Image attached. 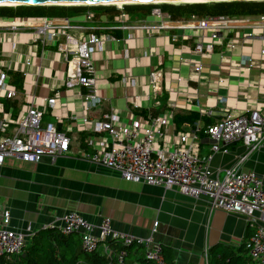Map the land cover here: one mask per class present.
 I'll return each mask as SVG.
<instances>
[{"label": "built area", "instance_id": "obj_1", "mask_svg": "<svg viewBox=\"0 0 264 264\" xmlns=\"http://www.w3.org/2000/svg\"><path fill=\"white\" fill-rule=\"evenodd\" d=\"M169 3V2H163ZM154 4V3H150ZM162 4V3H161ZM174 4V3H173ZM116 6L119 12L114 19L119 24L109 29L127 31L122 39L134 37L136 31L154 35L167 32L171 42L191 40L193 48H181L180 64L190 67L189 78L200 82L209 79L202 70L211 65L213 54L220 50V68L217 71V85L227 86L230 75L239 80L240 96L248 98V91L264 89V14L249 15H205L191 14L173 18L160 6L149 12L158 21L143 19L132 20L126 5L115 4H75L84 7L75 17H6L0 16V26L12 30L32 29L33 42L57 46L62 55L65 69L63 84L68 88L85 86L86 94H79L84 107L82 128L90 132L87 138L89 147L80 150L85 159L116 169L128 181L162 186L166 189L177 188L185 195L199 199L208 198V209H222L229 213L245 216L252 232L245 242V248L253 264H264V178L254 171H243L240 164L254 151L264 148V97L258 106L242 110L226 109L215 123L203 127L199 122L186 124L183 129L171 130L174 126L176 102L169 101L168 108L159 115L134 118L124 122L118 108L111 106L102 118H89V111L102 98L97 92L99 61L96 55L103 52L107 40L118 43L121 39L113 34L102 35L95 30L102 29L100 12L96 6ZM156 5V4H155ZM112 17V18H113ZM88 22H95L88 25ZM180 29L181 32H171ZM221 42L220 45H217ZM184 47V46H182ZM154 47L149 49L154 56ZM190 52L197 58H187L183 53ZM117 56L131 58L130 50H118ZM0 59V109L5 106L3 98H14L18 91L10 87L11 70L24 74L32 72L34 55L24 60ZM109 56L101 61L108 63ZM166 58L162 56L154 64L147 83L145 95L154 106L161 105L160 99L168 86ZM39 70L35 74L39 75ZM173 77L181 80L179 74ZM121 82L133 86L136 81L126 74ZM216 96L217 92L213 91ZM222 99V98H221ZM140 97L132 96L134 108L140 106ZM223 100V99H222ZM58 94L39 104L34 97L27 100L17 117L2 110L0 117V165L7 157L27 162H39L44 156L56 159L71 149L72 138L59 130L55 121L43 124L48 108L55 110ZM203 115L211 114V109H199ZM202 134L212 140L210 152L200 154ZM242 142L247 152L235 167L225 170L219 177L210 162L214 153L228 152L229 145ZM11 213L5 203L0 201V258H11L22 253L27 244L24 233L10 228ZM158 222L154 223L152 234L139 237L114 229L110 220L94 224L76 211L62 214L56 223L46 227L59 228L64 234L76 233L80 236L82 248L86 252L101 250L110 258L122 262L126 250L115 251L109 244L119 242L124 246H142L145 257L159 264H168L164 258L163 246L154 240L153 233ZM208 256V248L205 250ZM208 263V262H207Z\"/></svg>", "mask_w": 264, "mask_h": 264}, {"label": "crops", "instance_id": "obj_2", "mask_svg": "<svg viewBox=\"0 0 264 264\" xmlns=\"http://www.w3.org/2000/svg\"><path fill=\"white\" fill-rule=\"evenodd\" d=\"M113 15L116 13H101L103 28L95 30L105 36L113 34L121 40L118 43L107 40L104 51L96 55L99 61L97 92L102 100L90 109L89 118H102L111 106H115L121 120L128 122L130 115L134 118L159 115L168 108L169 101H174L178 106L173 131L196 122L205 127L218 121L226 109L253 108L263 99L264 89L250 90L248 98H242L238 81H231V77L238 78L236 75L229 76L227 86L217 85V71L213 70L210 73L202 70L209 79L191 80L190 67L180 64V50L192 49L191 40L172 43L167 32L149 36L142 30L136 31L134 37L122 40L127 31L109 29V26L119 24ZM130 17L132 20L158 21L149 13L130 12ZM78 19L82 20V17L78 16ZM170 31L181 32L180 29ZM146 40H149L148 46ZM151 47L155 49L154 56L149 53ZM123 48L130 50L131 58L117 56L116 52ZM13 54L16 62L34 55L32 72L10 71L9 85L18 94L11 99L3 98L5 106L0 109V117L2 110L17 117L26 101L33 97L37 103L45 104L48 98L58 94L56 108L47 109L43 124L55 121L58 129L72 138L70 151L56 159L44 156L39 162H27L7 157L0 165V201L10 210V228L24 233L27 243L36 232L56 223L65 212L76 211L96 225L109 219L114 229L139 237L150 236L157 221L153 238L163 246L164 253L169 254L171 263L209 264L212 257L236 252L245 256L246 264H253L244 247L252 232L245 216L222 209L209 212L205 196L195 199L177 188L166 189L125 180L116 169L85 159L80 154V150L89 147L87 138L90 132L82 128L84 107L79 94H86L89 88L78 85L68 88L63 84L65 64L56 45L33 42L32 29L15 31L0 26V59L11 58ZM106 56L110 60L102 64L101 60ZM162 56L166 58L164 67L167 68L170 90L165 89L160 97L161 105L154 106L144 93L149 74ZM183 56L197 58L190 52H184ZM37 70L40 71L38 76L35 74ZM176 73L181 80L173 77ZM126 74L135 79L133 86L121 82ZM221 89L226 90V95L220 94ZM213 91L217 92L216 96L212 95ZM132 96L140 97L139 107H133ZM203 108L211 109V114H201L199 109ZM177 114L181 115V124H177ZM194 114L195 121H192L189 116ZM201 136L200 154L204 156L210 152L212 140L205 134ZM228 148V152L214 153L210 162L221 178L225 170L235 167L247 152L240 141ZM240 169L254 171L264 178V148L251 153L240 164ZM141 256V250L133 249L132 259Z\"/></svg>", "mask_w": 264, "mask_h": 264}, {"label": "trees", "instance_id": "obj_3", "mask_svg": "<svg viewBox=\"0 0 264 264\" xmlns=\"http://www.w3.org/2000/svg\"><path fill=\"white\" fill-rule=\"evenodd\" d=\"M155 4L126 5L128 12L148 14ZM169 12L173 18L186 17L191 14L205 15H249L264 14V0H230L192 3H164L160 6ZM100 13L115 14L119 12L116 6H96ZM84 7L69 5H18L0 6V16L6 17H78ZM181 115H176L177 124L182 123ZM196 115L189 116L195 121ZM109 244L114 250H126L122 262L110 258L101 250L86 252L82 248L81 238L76 233L64 234L59 228L45 227L36 232L30 242L26 244L22 253L11 258H0V264H159L145 257L142 246H124L119 242L111 241ZM245 247V245H244ZM133 249L141 250V257L132 259ZM246 249V248H245ZM164 251V250H163ZM168 264L172 261L169 254L164 253ZM209 264H246L244 255L234 252L224 253L220 257H212Z\"/></svg>", "mask_w": 264, "mask_h": 264}, {"label": "rangeland", "instance_id": "obj_4", "mask_svg": "<svg viewBox=\"0 0 264 264\" xmlns=\"http://www.w3.org/2000/svg\"><path fill=\"white\" fill-rule=\"evenodd\" d=\"M154 4H156V6H161L162 4H164L163 2H159V3H155V2H153ZM162 3V4H161ZM180 3H192V2H181V1H179V2H175L174 4H180ZM127 4V3H126ZM133 5L134 4H140V3H138V2H135V3H132ZM147 4H150V3H147ZM116 5V4H115ZM13 6H18V5H13ZM70 6V5H69ZM71 6H75V4L74 5H71ZM98 12H101L99 9H96ZM72 16V19H74L75 18V16H74V14H72L71 15ZM156 19L157 20H159V18H157L156 17ZM88 25H94V24H96L95 22H88L87 23ZM221 44V42H218L217 43V45H220ZM145 45L146 46H148L149 45V40H146L145 41ZM220 59H221V53H220V50H217L214 54H213V56H212V59H211V65L210 66H206L204 69H203V72L204 73H210V71L211 70H213V71H219V68H220ZM143 72H146V70L144 69L143 70ZM184 72H185V70H184ZM238 79L239 78H234V77H231V81L232 82H234L235 80H237L238 81ZM220 94L221 95H226V90L225 89H221L220 90ZM122 101L123 100H120V104L121 105H124L123 103H122ZM120 105V107L122 108V106Z\"/></svg>", "mask_w": 264, "mask_h": 264}, {"label": "water", "instance_id": "obj_5", "mask_svg": "<svg viewBox=\"0 0 264 264\" xmlns=\"http://www.w3.org/2000/svg\"><path fill=\"white\" fill-rule=\"evenodd\" d=\"M2 1H16V2L22 3L19 5H65L62 3L66 1L102 4L103 2H109V1H115V0H0V2ZM134 1H138V3L140 4L153 3V2H150L153 0H134ZM212 1H230V0H212Z\"/></svg>", "mask_w": 264, "mask_h": 264}, {"label": "bare ground", "instance_id": "obj_6", "mask_svg": "<svg viewBox=\"0 0 264 264\" xmlns=\"http://www.w3.org/2000/svg\"><path fill=\"white\" fill-rule=\"evenodd\" d=\"M211 2L212 0H153L150 2H155V3H159V2H169V3H175V2ZM138 1H134V0H115V1H109V2H103L104 4H116V5H123V4H129V3H135ZM22 4L20 2H16V1H2L0 2V6H13V5H19ZM62 4L65 5H74V4H85V3H81V2H75V1H66L63 2ZM92 4H97V3H92Z\"/></svg>", "mask_w": 264, "mask_h": 264}]
</instances>
